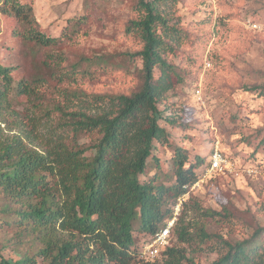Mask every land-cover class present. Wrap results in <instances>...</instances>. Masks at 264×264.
<instances>
[{"label":"trees","instance_id":"1","mask_svg":"<svg viewBox=\"0 0 264 264\" xmlns=\"http://www.w3.org/2000/svg\"><path fill=\"white\" fill-rule=\"evenodd\" d=\"M174 3L134 0L138 14L124 33L140 49L119 54L120 62L101 54L67 64L64 54L54 50L76 35L83 19H69L60 37H52L31 3L0 0V14L14 22L19 56L32 58L33 66L14 83V67L0 64V113L11 109L13 94L46 118L57 117L41 147L23 145L18 137L0 142V227L38 246L35 253L16 252V259L0 253V264H202L188 249L203 243L219 248L207 264H264V226L244 239H224L180 215L170 228L175 243L153 261L140 257L198 181L201 165L189 162L185 149L170 145V134L160 124H175L163 115L160 100L172 89V79L180 78L167 57L187 38L170 12ZM135 58L140 61L137 90L87 95L72 88L115 69L133 75ZM83 136L90 138L87 147ZM164 144L172 152L170 177L160 171L157 157V145ZM150 161L156 164L152 175Z\"/></svg>","mask_w":264,"mask_h":264},{"label":"rangeland","instance_id":"2","mask_svg":"<svg viewBox=\"0 0 264 264\" xmlns=\"http://www.w3.org/2000/svg\"><path fill=\"white\" fill-rule=\"evenodd\" d=\"M22 1L32 4L39 24L52 37H60L69 19H83L76 35L54 50L64 54L67 64L101 54L120 62L119 54L140 49L138 41L124 33L138 14L134 0ZM170 12L187 38L167 57L180 78L172 79V89L160 100L163 115L175 124H160L170 134V145L185 149L189 162H201L199 179L178 200L172 220L180 215L211 235L244 239L264 226V0H175ZM13 27V20L0 14V64L14 67L16 83L33 66L32 58L19 56ZM134 60L133 75L115 69L72 88L87 95L137 90L140 61ZM11 99V109L0 113V142L18 137L23 145L41 147L42 137L57 123L56 115L48 119L25 99L13 94ZM83 137L87 147L90 138ZM157 148L160 171L170 177L172 152L165 144ZM214 149L226 160L221 173L209 169ZM155 165L149 162V175ZM207 210L214 215L205 216ZM174 243L170 231L169 245ZM37 247L29 239H16L15 230L0 227V253L5 258L16 259V252L26 250L35 253ZM218 250L216 243H203L193 244L188 252L207 264L217 258ZM36 261L40 263L39 257Z\"/></svg>","mask_w":264,"mask_h":264},{"label":"built area","instance_id":"3","mask_svg":"<svg viewBox=\"0 0 264 264\" xmlns=\"http://www.w3.org/2000/svg\"><path fill=\"white\" fill-rule=\"evenodd\" d=\"M209 169L213 172L221 173L226 168L225 157L219 149H214L209 158ZM173 220L168 223L166 228L154 234L151 243L143 248L142 256L146 261H153L158 257L160 251L169 245L170 228L172 227Z\"/></svg>","mask_w":264,"mask_h":264}]
</instances>
